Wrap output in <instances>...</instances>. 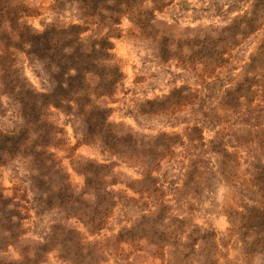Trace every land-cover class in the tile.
I'll use <instances>...</instances> for the list:
<instances>
[{"label":"rangeland","instance_id":"obj_1","mask_svg":"<svg viewBox=\"0 0 264 264\" xmlns=\"http://www.w3.org/2000/svg\"><path fill=\"white\" fill-rule=\"evenodd\" d=\"M25 8L22 0H0V29L15 31ZM91 11L88 21L105 26L119 23L123 15L133 18L138 35L150 41L160 72L139 75L134 64L121 68L108 63L104 70L117 69L121 79L105 93L95 71L85 78L86 70L95 66L77 53L67 59L78 75L69 76L68 88L58 90L69 103L45 96L35 106L34 97H25L33 127L45 130L42 141L50 164L41 188L47 184V190L36 191L31 201L19 187L8 194L0 191V227L7 228L12 216L24 231L39 226L33 224L34 213L39 224L47 219L55 239L70 253L68 264H220L210 257L228 247L217 236L223 227L205 229L200 215L208 214L204 193L212 190L217 173L235 180L246 149L255 145L264 154V0H251L250 5L248 0H200L199 7L188 0H152L151 5L144 0H114L111 5L96 0ZM233 12L243 14L221 26ZM217 19L220 24H197ZM118 31L116 39L124 35L123 29ZM23 39L41 58L52 51L47 38L25 34ZM5 43L11 41L5 37ZM170 46L173 51L165 56L157 54ZM130 52H136L133 42L114 45L111 59L122 60ZM58 55L57 49L52 58ZM66 70L62 66L58 79ZM129 79L135 87L167 81L163 100L144 102L150 109L138 102L136 111L123 110V117H132L131 124L117 109L121 96L134 92L125 82ZM148 87L155 91L159 84ZM72 101L81 111L87 101L91 111L83 113L88 122L80 125L84 134L69 145L62 122L72 115ZM87 132L93 136L88 138ZM66 147L75 148L73 157L86 163L72 167ZM256 179L264 180V175L250 178L257 189L253 196L264 201L259 195L264 185H256ZM232 213L246 226L259 227L264 203ZM49 259L56 264V257Z\"/></svg>","mask_w":264,"mask_h":264},{"label":"clouds","instance_id":"obj_2","mask_svg":"<svg viewBox=\"0 0 264 264\" xmlns=\"http://www.w3.org/2000/svg\"><path fill=\"white\" fill-rule=\"evenodd\" d=\"M106 2L111 5L114 0ZM177 2L179 3V0ZM203 2L207 4L209 0ZM221 2L225 3V0ZM22 3L26 5L25 14L19 20L16 30L0 29V191L8 194L9 190L19 187L26 190L27 199L31 201L36 191L47 190V184L41 188V182L49 174L46 166L50 164V158L46 155L47 145L42 141L45 130L41 128L37 131L36 127H33L35 123L30 121V110L25 106V97H34L35 106L36 101L43 102L45 96L56 97L62 103H69L65 97L59 95L58 90L61 87L68 88L69 76L78 75V68L71 66V61L67 59L77 53L83 60H91L95 66L94 69L86 70L85 78L95 71L96 83L105 93H110L112 86L121 79L117 69L104 70L108 63L119 64L121 68L134 64L135 74L145 76H150L152 72L159 74L160 68L153 51L148 48L150 41H145L138 35L135 20L129 15H123L119 23L105 26L88 21L96 0H22ZM144 3L151 5L152 0H144ZM188 3L200 6V0H188ZM250 3L251 0H248V5ZM242 14L233 12L221 26L231 24L234 17ZM200 23L220 24V21H197V24ZM181 24L183 25L184 21H181ZM120 29L124 30V35L116 39ZM105 33H108V36L97 43ZM133 33L137 35L133 36ZM25 34L47 38L52 45V51L41 58L33 51V44L23 39ZM81 35L85 37L83 41L79 40ZM5 37L11 41L7 46ZM126 42L135 43V54L130 52L122 60L111 59L114 45ZM173 47H161L156 52L165 56L173 51ZM57 49L59 55L53 59ZM62 66H67V70L63 72V79L60 80L58 77L61 76ZM125 82L134 88V92L121 96L117 109L129 124L133 123L132 117H123V110L132 108L136 111L135 105L138 102L143 104L146 110L150 109L151 105L144 103L145 101H155L157 97L163 100L167 94L164 87L167 81L149 80L140 87L132 86L131 79ZM148 84H159V88L154 91ZM142 89L146 91V95ZM37 93L45 95L37 96ZM71 103L72 115L65 117L62 122L67 129L64 140L68 141L69 145L84 134L80 125H86L88 122L83 118V113L91 111V105L87 101L83 105V111L75 101ZM92 136V132H87L88 138ZM84 142L88 143V139ZM64 150L68 153L66 160L72 161V167L86 163L81 156L73 157L75 148L66 147ZM216 167L218 165L213 160V171ZM237 171L238 178L232 181L217 173L212 181V190H206L204 193L208 199L204 200L203 208L209 211L208 214L201 213L200 222L205 229L209 225H221L223 231L217 233V236L228 244L227 248L215 253L210 259L217 260L220 264H264V220L259 227H249L241 217L232 213V209L237 207L243 211L245 205L252 209L258 202L264 203L253 196L257 189L250 182V178L264 175V154L256 150L255 145L250 146L244 151L241 167ZM256 185H264V180L256 179ZM11 207L9 205V208ZM33 224L39 226H30L29 230L24 231L17 223V217L12 216L7 228L0 227V264H50V257L57 258L56 264H68L70 253L55 239L49 221L45 219L43 224H39L34 213ZM202 243L196 245L198 252Z\"/></svg>","mask_w":264,"mask_h":264}]
</instances>
